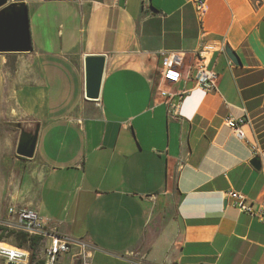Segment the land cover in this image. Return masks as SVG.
Returning a JSON list of instances; mask_svg holds the SVG:
<instances>
[{"label":"crops","instance_id":"0c3cea01","mask_svg":"<svg viewBox=\"0 0 264 264\" xmlns=\"http://www.w3.org/2000/svg\"><path fill=\"white\" fill-rule=\"evenodd\" d=\"M11 1L28 7L37 59L17 100L40 124L11 205L73 240L56 264H264V149L249 121L246 139L227 124L264 89V0H206L204 22L194 0ZM202 51L210 91L196 85ZM171 53L181 80L165 84ZM88 54L107 57L98 101L84 97ZM16 233L5 241L31 253L24 264H43L51 239L31 249Z\"/></svg>","mask_w":264,"mask_h":264},{"label":"built area","instance_id":"2783aa9c","mask_svg":"<svg viewBox=\"0 0 264 264\" xmlns=\"http://www.w3.org/2000/svg\"><path fill=\"white\" fill-rule=\"evenodd\" d=\"M194 3L198 19L204 22L209 11L206 0H194ZM206 49H209V47ZM203 53V51L198 53L200 61L197 65L196 85L205 91H210L215 86L218 75L208 68ZM181 65L182 57L180 54H169L162 67V81L165 82V84H176L180 82ZM160 95L168 101L169 107L175 112L179 109L178 105L172 102L174 93H171L167 89H161ZM183 95L184 94H181L180 96L183 97ZM176 115H178V112ZM248 121L250 122L249 118ZM246 122L247 120L244 118L236 119L234 117H229L227 119L228 126L231 127L241 139L247 138V133L243 128ZM229 196L235 200V205L241 211L253 214L252 208L245 202L246 198L244 195L238 192H230ZM3 226L5 228V236L7 237L11 235L12 232H17L25 234L28 238H50L51 242L45 248L43 264H56L62 255L70 251V247L73 244V240L70 237L59 234L55 229L50 230L46 221L40 214L29 207L10 205ZM5 238L0 242L1 258L5 259L8 264H24L30 260L31 253L28 250L9 245L5 241ZM128 255H133V252H130ZM80 256L84 262H86L87 254L81 253Z\"/></svg>","mask_w":264,"mask_h":264},{"label":"rangeland","instance_id":"374dc122","mask_svg":"<svg viewBox=\"0 0 264 264\" xmlns=\"http://www.w3.org/2000/svg\"><path fill=\"white\" fill-rule=\"evenodd\" d=\"M36 56L29 53H0V232L7 216L8 207L19 193L22 180L30 168L28 160L16 153L23 129L33 127V121L23 115L18 104V91L32 69ZM253 125V118L249 115ZM0 257V264H4Z\"/></svg>","mask_w":264,"mask_h":264},{"label":"water","instance_id":"95a60500","mask_svg":"<svg viewBox=\"0 0 264 264\" xmlns=\"http://www.w3.org/2000/svg\"><path fill=\"white\" fill-rule=\"evenodd\" d=\"M29 10L22 2L0 0V53H29L33 51ZM225 52L236 66L241 65L239 56L229 47ZM107 57L103 54L84 56V97L89 101H98L101 95L106 71ZM40 124L23 129L17 144L19 157L32 159L36 153ZM252 164L260 169L261 159L256 157Z\"/></svg>","mask_w":264,"mask_h":264},{"label":"trees","instance_id":"16d2710c","mask_svg":"<svg viewBox=\"0 0 264 264\" xmlns=\"http://www.w3.org/2000/svg\"><path fill=\"white\" fill-rule=\"evenodd\" d=\"M240 72L245 73L246 70H241ZM242 74V73H241ZM264 77V74L262 75ZM246 92H244V98L246 99V109L250 113L251 117L253 118V129L255 133L257 134L259 143L261 147L264 149V89L259 93L260 96L257 98L249 101V97L245 95ZM248 121V117L246 116V119ZM24 159L25 158H20ZM16 236H18L21 240L19 245L20 247L24 246V241L26 242L25 235L23 233H16ZM7 237L5 236V228H1L0 232V242L4 240V238ZM37 242V238H32L30 241V248L32 249L34 245ZM30 264H32L30 262Z\"/></svg>","mask_w":264,"mask_h":264}]
</instances>
